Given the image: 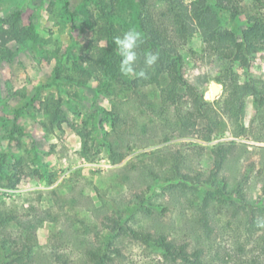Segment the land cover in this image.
<instances>
[{
  "label": "rangeland",
  "instance_id": "rangeland-1",
  "mask_svg": "<svg viewBox=\"0 0 264 264\" xmlns=\"http://www.w3.org/2000/svg\"><path fill=\"white\" fill-rule=\"evenodd\" d=\"M68 1L0 0V35L9 38L3 47L0 39V207L14 217L10 239L20 242L27 222L49 213L36 230L34 264H64L58 256L83 264L88 249L109 241L113 264H174L130 229L201 248L210 264H264V228L257 226L264 221V107L256 110L247 97L240 121L220 108L234 79L264 81V46L246 68L227 43L204 42L207 15L217 16L220 30L244 29L252 16L263 17L260 2L240 0L233 17L214 0H182L192 27L181 50L183 74L194 94L183 91L180 116L203 95L211 121L184 126L177 108L162 102L160 86L134 91L113 81L99 57L109 46L99 38L106 21L98 4ZM113 2L120 34L136 29L134 1ZM13 28L24 36L11 37ZM222 152L216 183L229 190L239 184L244 197L237 207L215 201L204 228L199 208L209 184L194 176L207 179ZM179 171L190 175L185 184Z\"/></svg>",
  "mask_w": 264,
  "mask_h": 264
},
{
  "label": "trees",
  "instance_id": "trees-1",
  "mask_svg": "<svg viewBox=\"0 0 264 264\" xmlns=\"http://www.w3.org/2000/svg\"><path fill=\"white\" fill-rule=\"evenodd\" d=\"M136 9V18L134 27L143 38V42L138 49L139 60L136 70H146L148 77H123L119 73L118 65L120 57L116 51L113 38L120 34V28L111 22L114 17L113 0H95L99 10L104 15L106 24L99 29V38L108 43V48L101 50L99 57H104L113 81L122 89L139 90L144 86H160L162 88V102L166 105H173L177 111H183V91L186 90L193 96L192 85L185 79L183 74L184 58L181 50L188 48L189 40L192 36V27L187 14V6L182 0H133ZM217 7L229 12L233 17L240 14V0H214ZM263 8V17H251V23L244 29L232 28L230 30H220L215 22V16L207 15L204 29V42L207 47L216 48L217 45L227 43L233 60H237L243 67L248 68L254 55L264 46V0H257ZM68 7L69 1L64 0ZM163 3V5H162ZM204 5V4H202ZM211 13L210 11L207 13ZM19 18V11L15 14ZM217 17V16H216ZM32 27V26H31ZM15 32V33H14ZM13 28L11 37L18 38L24 36L20 30V35ZM7 32L0 35L1 46L3 47L9 38ZM158 52L159 60L153 69H145L143 57L145 52ZM103 54V55H102ZM108 88V86H107ZM112 91V89H111ZM226 96L221 102V110L231 121H240L243 115L245 99L251 97L256 110L264 107V81L248 75L242 82L238 83L235 79L227 85ZM191 108L188 114L180 116L177 112L178 120L184 126L190 123L194 124L198 119L207 120L208 113L203 109L205 100L203 95L192 97L190 100ZM100 114H106L112 117L114 113L105 109H98ZM114 119V118H113ZM211 123V121H210ZM210 125V124H209ZM211 126V125H210ZM16 128V124H15ZM241 128V127H240ZM208 133H211L209 129ZM235 136H239L241 131H233ZM227 158V152L217 153L214 162V170L207 179H201V174L197 173L194 178L197 183H208L205 188V194L202 204L199 208L200 216L198 224L204 228H210L208 210L210 206L218 201L221 205L230 204L237 207V202L243 200L242 189L239 184L235 189L229 190L226 183L217 185L216 178L220 175L223 164ZM178 172V170H177ZM180 182L190 178L188 173L179 171ZM50 214L40 216L36 221H29L25 225L23 237L20 242L16 239H10L7 227L14 217L4 212L0 207V264H34L35 247L37 245L36 230L41 226L44 220L49 218ZM255 220V219H254ZM256 221H253V224ZM116 226H119L117 223ZM135 239L143 240L145 243H153L162 248L166 256L174 264H210L202 260V249L195 248L188 251L186 243H177L175 240H169L166 236L154 235L144 229H130ZM113 243L109 241L103 247L90 248L87 250L88 260L83 264H113L114 257L107 250ZM119 253V250H116ZM64 264L67 260L62 256Z\"/></svg>",
  "mask_w": 264,
  "mask_h": 264
},
{
  "label": "clouds",
  "instance_id": "clouds-1",
  "mask_svg": "<svg viewBox=\"0 0 264 264\" xmlns=\"http://www.w3.org/2000/svg\"><path fill=\"white\" fill-rule=\"evenodd\" d=\"M116 51L120 57L118 70L123 77H140L147 78L148 73L146 70L137 72L136 66L140 58L138 49L143 42L142 35L135 29H128L122 35L113 38ZM159 60L158 52H145L143 63L145 69H153ZM258 227L264 228V221L257 224Z\"/></svg>",
  "mask_w": 264,
  "mask_h": 264
},
{
  "label": "water",
  "instance_id": "water-1",
  "mask_svg": "<svg viewBox=\"0 0 264 264\" xmlns=\"http://www.w3.org/2000/svg\"><path fill=\"white\" fill-rule=\"evenodd\" d=\"M212 92L215 94V95H218L219 93H220V91H221V89H220V86H218L217 84H212Z\"/></svg>",
  "mask_w": 264,
  "mask_h": 264
},
{
  "label": "built area",
  "instance_id": "built-area-1",
  "mask_svg": "<svg viewBox=\"0 0 264 264\" xmlns=\"http://www.w3.org/2000/svg\"><path fill=\"white\" fill-rule=\"evenodd\" d=\"M103 162H104V160H101L100 164H102L103 166H106V164H104Z\"/></svg>",
  "mask_w": 264,
  "mask_h": 264
},
{
  "label": "bare ground",
  "instance_id": "bare-ground-1",
  "mask_svg": "<svg viewBox=\"0 0 264 264\" xmlns=\"http://www.w3.org/2000/svg\"><path fill=\"white\" fill-rule=\"evenodd\" d=\"M211 89V88H210Z\"/></svg>",
  "mask_w": 264,
  "mask_h": 264
}]
</instances>
